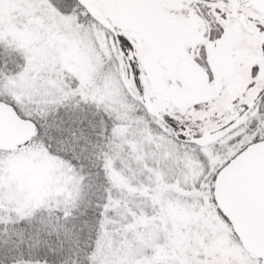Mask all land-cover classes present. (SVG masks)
I'll use <instances>...</instances> for the list:
<instances>
[{
    "label": "snow or ice",
    "instance_id": "snow-or-ice-1",
    "mask_svg": "<svg viewBox=\"0 0 264 264\" xmlns=\"http://www.w3.org/2000/svg\"><path fill=\"white\" fill-rule=\"evenodd\" d=\"M0 264H264V0H0Z\"/></svg>",
    "mask_w": 264,
    "mask_h": 264
}]
</instances>
